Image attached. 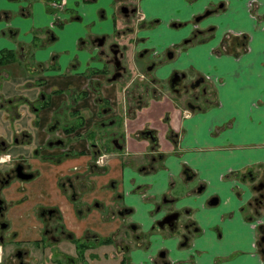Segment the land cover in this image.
I'll return each instance as SVG.
<instances>
[{
  "label": "crops",
  "instance_id": "0c3cea01",
  "mask_svg": "<svg viewBox=\"0 0 264 264\" xmlns=\"http://www.w3.org/2000/svg\"><path fill=\"white\" fill-rule=\"evenodd\" d=\"M247 1H134L136 10L145 16L140 24L133 21L130 27L133 53L154 30L164 38L172 35L167 44L190 36L175 52L177 61L171 67L209 76L204 75L206 86L196 103L168 101L156 111L147 105V110L140 107L127 113L125 143L130 160L125 162L122 153L108 151L105 167L89 170L92 151L102 140L95 132L98 127L90 137L85 133L106 116L94 111L98 92L93 82L97 81L102 95L110 99L121 97L124 91L118 81L106 77L107 68L88 40L91 34L104 31L100 24L90 27V22L113 15L114 0H64L61 6L50 5L49 0H0V47H11L16 55V60L0 64V136L9 140L16 135L8 147L39 176L48 178L47 191L54 194L58 177L75 170L91 181V194L101 208L115 202L113 195L121 191L136 209L140 205L149 221L162 212L153 211L152 205L163 192L178 195L176 203L189 206L186 216L194 219L198 230L186 245L178 244L179 236L174 235L171 242L161 241L168 249L169 264H264V255L255 244L253 212L243 205L250 188L242 173L248 168L255 171L258 165L262 167L257 169L264 168V2L252 0L248 8ZM116 8L119 18L129 20L120 5ZM90 12L93 17L84 21ZM115 30L125 33L127 25ZM229 30L245 32V44H241L240 35L230 36ZM92 66L103 68L94 72ZM38 92L44 93V107L37 105ZM69 107L79 114L85 112L88 120L61 147L50 145L48 139L62 130L48 124ZM164 110L168 124L178 129L174 145L167 139V123L160 121ZM144 124L154 127L162 142L155 148L163 155L151 166H140L141 154L151 148L149 140L133 135ZM66 149L73 151L56 160V153ZM110 180L113 184L108 188L105 184ZM196 182L203 183L201 190L195 187ZM212 193L217 195L215 204L206 201ZM62 206L65 211L64 197ZM98 208L84 221L87 226L98 216Z\"/></svg>",
  "mask_w": 264,
  "mask_h": 264
},
{
  "label": "flooded vegetation",
  "instance_id": "af4514ba",
  "mask_svg": "<svg viewBox=\"0 0 264 264\" xmlns=\"http://www.w3.org/2000/svg\"><path fill=\"white\" fill-rule=\"evenodd\" d=\"M51 1L49 0L50 5H52ZM57 1L60 2L57 6L64 4V0ZM247 2L248 8H250L253 1ZM255 2L260 3L258 0ZM122 3L121 7L124 5L129 7L127 11L123 9L122 11L126 15L131 13L136 24H140L141 20H144L143 11L136 10L137 7L134 6L133 0H124ZM131 26L133 27V24L128 23L126 31L131 32ZM194 29V33L197 34V27ZM232 33L240 35L242 42V37L246 36V33L241 30L228 31L230 36ZM125 37L127 38V36ZM125 39L116 38L107 41V33L104 31L91 34L88 38L90 43L96 46L97 56L101 58L103 67L107 68L106 77L109 80L118 81L121 89L124 87L125 91L121 97L110 99L102 95L97 87V81L93 82V86L98 92L94 97L97 105L94 111L96 114L104 113L106 116L99 121V126L95 130L99 139L102 140V144L92 151L93 158L87 164L89 170L96 166L105 167L108 151L122 153V160L125 162L130 160L125 143L126 135L129 132L126 120H124L127 113L129 115L131 111L134 113L143 105H149L147 99L151 98L152 94L153 96L160 95L162 100L160 107H166L168 101L170 103L192 104V101L196 103L201 99L206 86L205 82L203 83L204 75L209 76L206 73H194L188 68L179 66L171 68L167 75L161 79L163 80L161 84L154 82V78L151 80L152 83H139L136 79L138 72L132 74L133 72L129 69L130 65L126 59L125 49L130 44ZM189 39L190 36H186L175 43H166L165 50L159 53L157 58L138 60V57L142 58L148 54V48L142 45L137 52L133 53L131 63L134 67L143 64V66L147 65L146 68H152L155 60H160L161 56H174L175 52H178V49ZM131 44L133 45V39ZM153 53H156L155 50ZM103 67L92 66L91 69L97 72ZM188 71L191 72V75L188 74ZM113 74L114 76H112ZM140 76L144 77L143 71H140ZM135 79L137 82L134 81ZM130 83L142 87L129 98L127 91ZM90 84L89 86H91ZM144 92L147 93L145 97ZM43 96V92H38L36 95L38 107L45 105ZM75 109V107H69L68 110L60 115H54L50 120L48 127H59L62 130V134L53 135L48 139L50 145L61 147L70 137L77 135L78 132L75 129L88 120L85 112L82 111L79 114ZM166 110L161 113L160 121L167 123V139L174 145L177 142L178 129H174L168 124L169 115L167 116ZM87 111V116H89L91 108L89 107ZM116 123L120 124L122 129L120 126L115 128ZM90 128L91 126L85 133L87 137L94 133ZM156 131L154 127L144 124L133 132V135L146 137L150 142L149 146H151L147 153L141 154L140 166H151L156 161L151 159L158 161L163 155V151L155 148L158 143H162L159 142ZM11 136L9 140L5 136H0V264H47L48 262L50 264H89V257L93 259V257L101 255L104 260L113 257L114 264H169L171 262L167 256L168 249L162 244L163 241L153 247L148 229L144 228L141 221H136L132 216L136 208L135 205L126 200L121 191H117L113 195L116 199L115 202L101 208L98 198L91 194V181L85 179L84 174L80 175L75 170L67 171L58 177V191L55 194L52 191H47L50 182L48 178L39 176L23 157L10 152L8 144L16 139L15 134ZM107 140L111 145L108 150L104 146ZM150 149L151 153H149ZM71 150H60V153H56L58 154L56 160H59L63 155H68ZM18 164H21V169L29 172L30 175L20 176L17 174L16 166ZM261 167L257 166V168ZM257 168L255 171L248 168L242 173L243 176L248 177L247 182L250 188L248 199L243 205H247L253 212L251 215L254 218L251 220L257 225L255 244L264 255V168ZM183 169L185 175L190 178L192 174L187 172V167ZM82 176L84 177L82 178ZM111 184L113 181H109L105 186L109 188ZM202 184V182H196L195 187L200 189ZM62 197L66 203L65 211L62 206ZM178 198L176 194L168 195L163 192L153 202V211L162 210V212L149 221L150 228L156 226L157 229H162L164 235L169 236L168 239H171L173 235L174 237L179 236L178 244L186 245L190 241V235L197 232L198 225L194 219L186 216L189 206L176 203ZM142 200L145 201V198L143 197ZM206 201L210 204L217 203V195L213 193L208 195ZM97 206H99L98 216L92 220L90 226H87L84 221ZM68 216L70 217L68 218ZM98 249H100L101 255L98 254ZM138 252L140 255L137 254ZM93 264L98 263L94 262Z\"/></svg>",
  "mask_w": 264,
  "mask_h": 264
},
{
  "label": "rangeland",
  "instance_id": "374dc122",
  "mask_svg": "<svg viewBox=\"0 0 264 264\" xmlns=\"http://www.w3.org/2000/svg\"><path fill=\"white\" fill-rule=\"evenodd\" d=\"M89 3H92L90 0H87ZM96 1V0H95ZM111 0H106L107 3H109ZM124 0H114L115 3L112 2L113 4V10L114 11V14L113 15H110L109 18H106L104 16H102L100 18V21L101 22H95L94 24H92V22H90V27H95L97 28L98 25L100 24V27L102 28V30L104 29V31H107V41L108 40H115L116 38L119 39V40H122L123 38L125 39L127 36V38L125 39L127 41L128 44V47L125 49V55H126V59L127 61H129V69H131V72H133L132 74H134V72H138V74H136V79L139 81V83H144V84H148L147 82L149 83H152L153 81L154 82H158L161 84V82H163V80H161L162 78H164L167 73L170 71L171 66H173V63L177 61V58L174 56H171L169 57L167 54L166 57L165 56H161L162 58L160 60H155L154 62V65L152 66V68H146L147 65H138L136 67H134L131 63V61H133V48H132V34L133 32H129V31H125V33H118L117 30L115 29H119V28H124L125 25H127V22L128 23H132L133 24V20H135L133 18V16H131V14L129 13L128 14V17L130 20H125V18H123V16H121L119 18V14H118V11H117V8L116 7H119V5H122ZM136 1V0H134ZM261 2H264V0H261ZM118 3V6H116V4ZM115 4V5H114ZM263 6H264V3H263ZM123 12V11H122ZM261 14V13H260ZM130 15V16H129ZM262 15V18L264 17V14H261ZM93 17V14L92 12H90V14L85 17L84 21H89L90 18ZM127 17V16H126ZM86 28L89 27L88 24H86L85 26ZM172 35L171 36H166L165 38L162 36V34L160 33V31L158 30H154L152 33L149 34V37L146 39L145 41V45L143 46H146V47H150V49H148V54L145 55V57H138L139 59L138 60H141V59H153L154 57L157 58L158 57V54L159 53H162L164 50H165V44L167 42H169L171 39H172ZM160 40H164L166 42H163L162 45H160L161 43L159 42ZM245 41V40H244ZM244 41L241 43L242 45H244ZM134 45V44H133ZM161 46V47H160ZM176 47V46H174ZM153 50H155V54L153 52ZM151 53V54H150ZM180 58H182V54L180 55ZM140 71L144 73V77L140 76ZM188 74L191 75V72L188 71ZM154 78V79H153ZM136 79L134 81H136ZM153 79V81H151ZM137 82V81H136ZM138 83V84H139ZM141 87L142 86H136L134 84H131L130 83V86H128V91H127V96L130 98L132 94L136 93L138 90H141ZM26 89V87H23V91ZM30 89V88H29ZM147 95V93L144 92V97ZM135 97V95H134ZM133 97V98H134ZM135 102V100H134ZM118 103V102H117ZM162 104V100L160 99V95L156 94L155 96H153L152 94V97L149 99V105H153V110L156 111V107H160ZM148 104H146L145 106L143 105V108L147 106ZM149 109V108H146V110ZM145 110V111H146ZM99 125H97L95 123V125H92L90 130H94L95 127H97ZM120 124L118 125V123H116L115 125V128H119ZM120 129H122V127L120 126ZM110 143V142H109ZM108 143V140H107V143H104L105 145V149H110L111 148V145ZM10 152L11 153H14L15 150L14 149H10ZM151 160H156L155 162H157V159H151ZM111 182V180H110ZM245 210H247V206L244 207ZM132 216L134 217V219L136 221H141L143 223V226L144 228L146 227V229H148L149 231V237L150 239L153 241V247H156L157 246V243H161V241H165V242H171V240H169V236L168 235H164L163 233V230L162 229H157L156 226L153 227V228H150V222H149V219L147 217V214L146 212H144L142 210V208L140 207V205H138V208L136 209L135 208V211L134 213H132ZM163 233V235H162ZM165 237V238H164ZM245 244L246 243V240H245ZM111 248V247H109ZM109 248H107V250H109ZM98 254L101 255V251L100 249H98ZM138 255H140V253L138 252L137 253ZM102 256V255H101ZM100 257H93V259H91V257L88 258L89 260V264H93L94 262H97L98 264H114V258L113 257H110V258H106V260L102 259ZM103 257V256H102ZM47 264H50V262H48Z\"/></svg>",
  "mask_w": 264,
  "mask_h": 264
},
{
  "label": "trees",
  "instance_id": "16d2710c",
  "mask_svg": "<svg viewBox=\"0 0 264 264\" xmlns=\"http://www.w3.org/2000/svg\"><path fill=\"white\" fill-rule=\"evenodd\" d=\"M16 60L14 49L11 47H0V64H6L9 61Z\"/></svg>",
  "mask_w": 264,
  "mask_h": 264
},
{
  "label": "water",
  "instance_id": "95a60500",
  "mask_svg": "<svg viewBox=\"0 0 264 264\" xmlns=\"http://www.w3.org/2000/svg\"><path fill=\"white\" fill-rule=\"evenodd\" d=\"M128 8H129V7H128L127 5H124V6L121 7V9H123L124 11H127ZM131 9H132V8H131ZM112 76H114V74H113ZM16 170H17V174H19L20 176H29V175H30L29 172H25V171H23V170L21 169V164H18V165L16 166Z\"/></svg>",
  "mask_w": 264,
  "mask_h": 264
},
{
  "label": "built area",
  "instance_id": "2783aa9c",
  "mask_svg": "<svg viewBox=\"0 0 264 264\" xmlns=\"http://www.w3.org/2000/svg\"><path fill=\"white\" fill-rule=\"evenodd\" d=\"M51 4L54 5V6H56V5H59L60 2L57 1V0H52V1H51Z\"/></svg>",
  "mask_w": 264,
  "mask_h": 264
}]
</instances>
